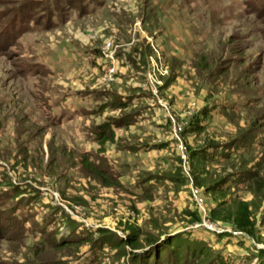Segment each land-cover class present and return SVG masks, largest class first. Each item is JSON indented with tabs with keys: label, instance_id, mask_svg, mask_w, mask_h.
Instances as JSON below:
<instances>
[{
	"label": "rangeland",
	"instance_id": "obj_1",
	"mask_svg": "<svg viewBox=\"0 0 264 264\" xmlns=\"http://www.w3.org/2000/svg\"><path fill=\"white\" fill-rule=\"evenodd\" d=\"M23 1L0 0V177L38 190L40 203L51 206L40 213L54 217L56 238L68 233L65 214L81 223L78 230L160 236L142 260L163 256L167 234L192 231L233 262L264 264V187L257 182L264 178V7L249 3L264 0H101L88 13H56V25L9 37L1 29ZM92 90L144 93L139 123L118 124L113 141L100 146L91 127L137 108L82 115L88 100L78 92ZM243 138L244 154L226 163L192 159L207 144ZM83 153L100 168L109 162L117 183L105 185L82 167ZM154 176L155 189L134 187ZM228 179L223 191L212 186ZM241 201L256 222L252 236L209 218L211 208L232 211ZM1 214L0 264L84 263L94 252L89 244L42 250ZM127 249L104 248L98 264H140Z\"/></svg>",
	"mask_w": 264,
	"mask_h": 264
},
{
	"label": "trees",
	"instance_id": "obj_2",
	"mask_svg": "<svg viewBox=\"0 0 264 264\" xmlns=\"http://www.w3.org/2000/svg\"><path fill=\"white\" fill-rule=\"evenodd\" d=\"M100 2L101 0H51L48 4L46 0H25L21 4L11 7L8 22L1 30L9 35V37H14L20 34L21 31L31 30L32 27L48 28L57 24V22L53 20L56 13L59 15V13L71 9L88 13L95 9L93 8L95 5H100ZM249 3L255 10H260L264 7V2L260 5L254 2ZM245 4L246 3H244V5ZM135 73H139V71L136 70ZM78 93L80 96L76 94L77 97L88 100V103L79 105V109L83 112L82 115H99L106 109H122L127 106L137 108L118 119L106 118L104 121L96 122L94 126L91 127V131H89L91 134L90 138L100 146H103L106 142L113 141L114 132L118 124H138V118H140L144 112V109L139 106L144 93H140L139 95L132 94L130 96H123L113 91L92 90ZM135 99L137 100L136 104L133 103ZM248 139L249 138L236 139L231 145H218L216 143L207 144L197 152L192 153V159H196L203 164L206 162L226 163L244 154V151L240 149L249 146V144H247ZM252 139H254V136L250 138V140ZM79 162L82 167L88 169L89 172L95 178L101 180L103 184L115 185V183H117L116 179H118V175L114 170L109 169V162H106L105 169L100 168V166L89 160L88 153L81 154L79 156ZM5 177L7 179H5ZM5 177H0V186L9 185V189L0 190L1 217L7 221L6 223L9 226L16 228V232L20 237L24 238L29 234L37 242L38 247L41 246V249L49 245L60 248L63 244H77L81 246L89 244L94 248L91 258L85 260L84 263H79V261H59L54 264H98V260L100 255L103 254L104 248L116 250L122 247L124 250L125 246H128L126 253L129 252L132 259L138 261L140 264H238L233 262L230 255H228L225 250L215 249L206 239L196 236L192 231H183L169 237H167V234L164 241L168 242H164L165 247L162 250L164 253L163 256H160V253H162L160 250L158 254H153V256L143 260L141 257L148 249L159 245L162 240L160 236L147 235L141 240L139 239L138 232H134V230H130L124 238L111 234H100L103 230L97 228L91 229L83 226L81 230H78L81 223L75 221L69 215L64 214V218L61 217L63 221L62 226H66L68 233L56 238L59 228H51L55 220L54 217H51V214L43 216L44 212L40 213V209L45 210V208L48 209L49 207L51 208V206H44L40 203L38 190L27 184H20V182L13 183L9 180L8 176ZM232 177L240 179L239 174L233 175ZM245 177L246 175L244 178ZM159 179L158 176H154V178L149 180H140L135 182L134 187L139 189L140 192L151 191L155 189ZM229 180L230 179L224 182L225 185H220L221 181L217 180L212 186L221 187L220 190L223 191L224 186L226 187V183H228ZM168 181L170 182V180ZM257 182H260V186L264 187V178H258ZM36 207H39V210H36ZM220 208L222 207L215 206L210 209V220L227 222L231 224L234 231L244 235H253L256 222L254 218H252L250 208L246 202H238L236 208L232 211L229 210V208H227L226 211ZM194 221H199V219L196 217ZM57 227H59V225ZM99 234L106 235V237L96 238Z\"/></svg>",
	"mask_w": 264,
	"mask_h": 264
}]
</instances>
